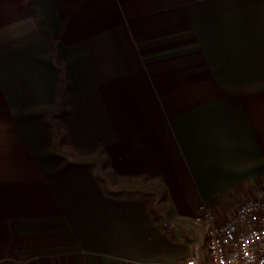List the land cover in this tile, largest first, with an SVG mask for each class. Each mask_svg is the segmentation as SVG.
Returning <instances> with one entry per match:
<instances>
[{"label": "crops", "instance_id": "obj_1", "mask_svg": "<svg viewBox=\"0 0 264 264\" xmlns=\"http://www.w3.org/2000/svg\"><path fill=\"white\" fill-rule=\"evenodd\" d=\"M264 194V0H0V264L206 260Z\"/></svg>", "mask_w": 264, "mask_h": 264}, {"label": "built area", "instance_id": "obj_2", "mask_svg": "<svg viewBox=\"0 0 264 264\" xmlns=\"http://www.w3.org/2000/svg\"><path fill=\"white\" fill-rule=\"evenodd\" d=\"M194 220L205 231L206 260L195 255L185 264H264V194L242 201L222 222L201 203Z\"/></svg>", "mask_w": 264, "mask_h": 264}]
</instances>
